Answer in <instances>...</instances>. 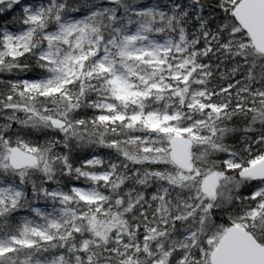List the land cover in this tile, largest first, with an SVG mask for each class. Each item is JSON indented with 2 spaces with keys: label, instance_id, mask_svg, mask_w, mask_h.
I'll return each instance as SVG.
<instances>
[{
  "label": "snow or ice",
  "instance_id": "snow-or-ice-1",
  "mask_svg": "<svg viewBox=\"0 0 264 264\" xmlns=\"http://www.w3.org/2000/svg\"><path fill=\"white\" fill-rule=\"evenodd\" d=\"M0 264H264V0H0Z\"/></svg>",
  "mask_w": 264,
  "mask_h": 264
}]
</instances>
